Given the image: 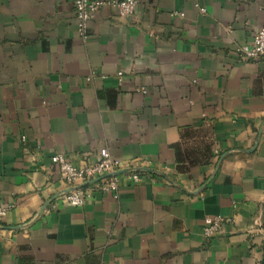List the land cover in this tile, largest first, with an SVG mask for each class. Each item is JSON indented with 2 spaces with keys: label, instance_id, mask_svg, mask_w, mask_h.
Masks as SVG:
<instances>
[{
  "label": "crops",
  "instance_id": "crops-1",
  "mask_svg": "<svg viewBox=\"0 0 264 264\" xmlns=\"http://www.w3.org/2000/svg\"><path fill=\"white\" fill-rule=\"evenodd\" d=\"M74 1L0 0V264H257L264 60L235 49L264 27V0L104 5L86 39ZM104 147L140 180L122 169L117 198L82 182L84 203H63L50 157ZM217 214L230 221L205 240Z\"/></svg>",
  "mask_w": 264,
  "mask_h": 264
},
{
  "label": "built area",
  "instance_id": "built-area-1",
  "mask_svg": "<svg viewBox=\"0 0 264 264\" xmlns=\"http://www.w3.org/2000/svg\"><path fill=\"white\" fill-rule=\"evenodd\" d=\"M137 4L138 0H75L73 8L76 31L82 39H86L87 27L91 18L104 5L115 9L119 16L130 17L135 13ZM194 6L198 7L202 13L206 11L205 7L199 6L198 3H195ZM235 50L241 60H264V27H261L254 34L249 43L240 44ZM121 74L119 72L118 76ZM24 138L22 135L21 139L24 140ZM50 161L57 166L60 178L67 186V190H64L61 194V201L72 206H81L86 200L87 193L80 186L82 182L94 183L95 189L109 191L117 198L118 179L117 175H111L112 173L127 169V175L133 182L140 180L139 173L134 168L127 167L124 161L113 157L105 147L100 150L97 160L85 162L81 165L75 163L63 153L52 155ZM96 178L98 179L94 180ZM9 208L10 206L0 205V218L6 214ZM229 221L230 219H225L220 214L205 217L201 233L203 238L209 240L218 235L223 224ZM257 264H264V255Z\"/></svg>",
  "mask_w": 264,
  "mask_h": 264
},
{
  "label": "water",
  "instance_id": "water-1",
  "mask_svg": "<svg viewBox=\"0 0 264 264\" xmlns=\"http://www.w3.org/2000/svg\"><path fill=\"white\" fill-rule=\"evenodd\" d=\"M120 172H122V170L116 171V172L112 173L111 175H117V174L120 173ZM108 175H110V174H108ZM97 179H98V178H96V179H94V180H97Z\"/></svg>",
  "mask_w": 264,
  "mask_h": 264
}]
</instances>
